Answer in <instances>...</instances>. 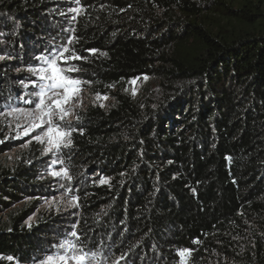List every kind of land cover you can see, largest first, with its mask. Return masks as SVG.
I'll return each instance as SVG.
<instances>
[{
  "label": "trees",
  "instance_id": "16d2710c",
  "mask_svg": "<svg viewBox=\"0 0 264 264\" xmlns=\"http://www.w3.org/2000/svg\"><path fill=\"white\" fill-rule=\"evenodd\" d=\"M69 3L0 0V109L49 39H73L82 77L116 89L109 109L77 113L65 150L80 234L123 264H177L182 249L188 264H264V0H79L71 20ZM218 10L229 27L207 21ZM148 75L172 90L157 108L125 87ZM35 156L0 171V212L47 192ZM30 215L0 221V264L51 252L66 218Z\"/></svg>",
  "mask_w": 264,
  "mask_h": 264
},
{
  "label": "rangeland",
  "instance_id": "374dc122",
  "mask_svg": "<svg viewBox=\"0 0 264 264\" xmlns=\"http://www.w3.org/2000/svg\"><path fill=\"white\" fill-rule=\"evenodd\" d=\"M66 1L70 2V9L79 10L76 0ZM70 9L68 10L67 15L69 17L68 19L71 20L77 11L73 12L70 11ZM222 16L223 13H221V10H218L216 11V15L212 16V19H207V21L212 22L214 27L215 25L224 28L229 27V25L226 23V20L223 19ZM68 32L69 27H66L65 33ZM64 36L66 37L67 34ZM3 43L5 44V41L0 40V57H2L0 61L7 57L6 54H4L6 51L3 50ZM64 44L65 43L60 41H50V39L49 44L45 43L43 48L38 44L40 49H33V51L29 53L30 57L33 59V62L30 61L28 64L19 66L14 70V72L26 73V76L20 77L21 80L16 82L22 86V90L17 95L18 97L25 98L26 94L33 91L31 87L25 88L22 82L29 83L30 78H33L32 74L27 71V69L37 63L34 58L41 53H44L50 47H58ZM72 63L77 66L76 60L72 61ZM71 75L78 77L82 81H89L82 77L80 71L72 73ZM133 81L135 82L133 83ZM90 82L91 83H83L81 85V91L79 92V95L75 97V100L79 101V104L74 108L73 113L68 117V119L72 121V125L74 127V121L79 111L85 110L89 106H100L105 109H109L113 105V92L116 91V89L111 88L110 91L103 92L94 82ZM125 87L129 95L133 96L141 103H144L151 108H157L160 106L165 101L167 95L172 92L168 86L162 83L161 79L149 75L132 79L126 83ZM173 95L174 94H171V96ZM10 104L12 106L24 108L30 107L29 105L23 104L18 98L14 99ZM8 112L9 108L0 111V171L12 170L23 159V161L29 162L32 158L36 157L35 155H37V158L39 157V161L34 165L35 170L31 171L35 172L42 181H48V190L45 192V195L40 196L23 193L24 196L17 202H13L9 209L0 212V221L8 219L9 213L12 211L19 212L25 208L31 211V215L28 216V218H26L24 221V225L26 227L36 223L43 215L50 213L62 214L63 217L66 218V220L63 222V228L60 229V235L62 236L59 234L56 235L52 246L63 239L65 233L70 231L71 226L75 224V231H77L78 235L80 236L79 243H82L85 246V251L92 250L97 252L99 254L98 260H100L101 264H123L120 257H114L109 252H103L94 249L79 232V220L81 213L80 197L78 195L79 186L78 184H73L71 166L64 157L67 147H62L58 153L55 152V150L51 153H45L44 150L48 146L47 138L44 137V143H40L35 139L36 136H42L45 129H36L35 131H31L29 135H24L23 130L28 126L25 119L23 117L18 119L17 114L13 113L12 115H9ZM5 148L8 149L5 150ZM57 156H59V158L63 160L64 163L63 165L57 164L54 170H60L61 168L67 169L68 173L72 177L71 180H68L67 178L54 177L50 174L48 163L51 159H55ZM96 175L98 176V182L108 181V178H106L102 172H96ZM52 246L51 252L56 251V249ZM45 256H43L37 262H30L26 264H40ZM186 256L187 255H184V258H186Z\"/></svg>",
  "mask_w": 264,
  "mask_h": 264
},
{
  "label": "snow or ice",
  "instance_id": "6c2138e0",
  "mask_svg": "<svg viewBox=\"0 0 264 264\" xmlns=\"http://www.w3.org/2000/svg\"><path fill=\"white\" fill-rule=\"evenodd\" d=\"M76 3H79V0H76ZM70 11L76 12L78 9H70ZM72 43L73 39L70 38L66 44L50 47L34 58L37 63L27 69L33 78H30L29 83L22 82L25 88L31 87L33 91L26 94L25 98L18 97L23 104L30 107L7 105L9 115L15 113L18 119L23 117L27 122L28 126L23 130L24 135H29L36 129H45L42 136L35 137L40 143H44V137L47 138L48 146L44 150L45 153L54 150L60 152L62 147H68L72 143L70 139L72 132L80 131L82 134L83 131L75 128L68 117L79 104L75 97L79 95L81 85L91 82L82 81L71 75L80 71L72 61L84 59L71 47ZM90 51L95 52L94 49ZM76 120H79L78 116ZM63 163L59 156L51 159L48 163L50 174L71 180L72 177L67 169L54 170L57 164L63 165ZM75 228L76 225L73 224L64 238L52 246L56 251L47 254L40 264H101L97 252L85 251V246L79 243L80 236ZM188 251L190 250H182L179 255L184 256ZM8 259L13 258L8 257Z\"/></svg>",
  "mask_w": 264,
  "mask_h": 264
},
{
  "label": "bare ground",
  "instance_id": "6f19581e",
  "mask_svg": "<svg viewBox=\"0 0 264 264\" xmlns=\"http://www.w3.org/2000/svg\"><path fill=\"white\" fill-rule=\"evenodd\" d=\"M179 257L182 258L180 255H179ZM189 258H190V254H188V255L186 256V258H184V262L181 263V264H188V263H190V262H189ZM179 261H180V260H179Z\"/></svg>",
  "mask_w": 264,
  "mask_h": 264
},
{
  "label": "built area",
  "instance_id": "2783aa9c",
  "mask_svg": "<svg viewBox=\"0 0 264 264\" xmlns=\"http://www.w3.org/2000/svg\"><path fill=\"white\" fill-rule=\"evenodd\" d=\"M182 250H185V249H182ZM182 250H180V251H182ZM187 250H189V249H187ZM188 254H190V251L185 252V255H188ZM183 262H184V256H182V258H180V261L177 264H181Z\"/></svg>",
  "mask_w": 264,
  "mask_h": 264
}]
</instances>
